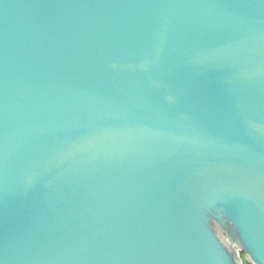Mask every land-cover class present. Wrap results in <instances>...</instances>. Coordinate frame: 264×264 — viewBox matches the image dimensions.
<instances>
[{
    "label": "water",
    "instance_id": "obj_1",
    "mask_svg": "<svg viewBox=\"0 0 264 264\" xmlns=\"http://www.w3.org/2000/svg\"><path fill=\"white\" fill-rule=\"evenodd\" d=\"M264 264V0H0V264Z\"/></svg>",
    "mask_w": 264,
    "mask_h": 264
},
{
    "label": "rangeland",
    "instance_id": "obj_2",
    "mask_svg": "<svg viewBox=\"0 0 264 264\" xmlns=\"http://www.w3.org/2000/svg\"><path fill=\"white\" fill-rule=\"evenodd\" d=\"M241 258H242L243 261H244L245 256H244V254H242V253H241Z\"/></svg>",
    "mask_w": 264,
    "mask_h": 264
},
{
    "label": "trees",
    "instance_id": "obj_3",
    "mask_svg": "<svg viewBox=\"0 0 264 264\" xmlns=\"http://www.w3.org/2000/svg\"><path fill=\"white\" fill-rule=\"evenodd\" d=\"M242 264H248L247 262H245V261H243V263Z\"/></svg>",
    "mask_w": 264,
    "mask_h": 264
}]
</instances>
